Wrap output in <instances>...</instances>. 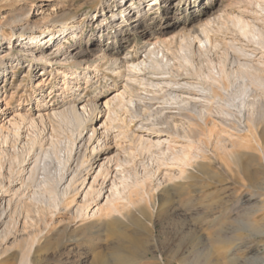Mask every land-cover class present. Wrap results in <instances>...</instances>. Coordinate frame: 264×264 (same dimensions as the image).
Returning a JSON list of instances; mask_svg holds the SVG:
<instances>
[{
  "label": "rangeland",
  "instance_id": "obj_1",
  "mask_svg": "<svg viewBox=\"0 0 264 264\" xmlns=\"http://www.w3.org/2000/svg\"><path fill=\"white\" fill-rule=\"evenodd\" d=\"M126 1L0 0V29L3 30L0 33V58L14 56L15 59L19 54L25 56L19 66L9 70L14 72H10L5 81L0 79V95L5 97L6 101L12 100V105L15 109H20L24 113L29 112L36 116L37 122H35L32 130L30 129L32 132L28 131V125H26L27 127L25 126L21 130L22 134L18 142L5 145L8 152L5 160V177H1L0 181H4L8 185V180L11 177L15 179V182L11 184L12 188H20L21 191L28 190L30 182H28L27 178L30 175V169L33 166L36 153L42 152L43 154L44 150L47 147L49 148L52 140L59 138L58 140L61 139L63 141L67 135L72 133V125L69 117L66 119L65 114L67 113H64V111L67 110L65 108H69L67 105L71 104L75 96L79 95L86 99H95L100 109L98 117L89 123L90 129L92 127L96 129V135L89 144H85V147L80 149L74 146V156L72 157L74 161L71 160L67 164V176L63 183L66 185L73 176V173L68 168H73L78 163V155H80L79 162H81L84 154H92L93 169L86 174L87 180L83 189H80L81 192L77 196L76 202L79 205L91 203L86 212L90 214V217L93 215V218H95L99 209L108 207L107 205H110L109 202L111 200H118L121 210L130 217L126 219L125 223H114L111 231L102 232L100 235H102L101 239L104 242L97 239V235L88 236L87 239L93 238L95 243L100 242V244L91 245L85 240L81 252H87V255L84 254V259L77 264H98L100 259H105L107 260L106 264H111L109 255L111 250L109 249L112 245L110 242L118 234L117 230L120 226L130 234L138 232L137 238L140 239V242L129 244V250L137 249L136 245H148L150 238L149 229L152 228V225L147 220L149 215L153 217L155 222L152 230L160 236L162 245L168 246L173 243L186 242L189 237L194 238V240H197L196 236L199 237V235L207 237L213 231L212 226L215 224V227L219 226L217 224L218 221L216 219L213 220L214 216H212V213L207 214L208 216L201 213L200 208L203 204L219 203L224 197L233 198L235 188L241 191V199L244 200L245 205L251 196L264 195V177L259 174L260 163L258 161L261 151L257 143V141L261 140L260 131L263 130L264 121L261 124L262 127L259 125L258 131H246V120L251 109L241 105L242 102L248 104L253 102L254 95L252 91L255 90L256 93L263 94L264 89L257 87L258 85L256 84H251L250 79L248 82L247 79L236 77L232 78L231 83L225 81L224 84L227 89H223L220 86L221 84L211 85L210 82L197 74L201 71L208 72L210 69L213 70V66L217 65L218 67L220 61L225 62L230 72L238 70L240 63H249L253 67L259 66V69L264 71V51L262 47L239 35L236 28L232 26L230 19L233 14L247 13L245 18L264 30V10L259 6L261 5L264 8V0H248V2L247 0L214 1V4H211L210 13L215 14L216 20L213 21L212 26L208 27V36L213 45L215 43L218 44L212 50L208 49L207 51L200 46L197 40L191 45L188 44L189 46L184 51L181 50L183 42H181L179 35L184 31L181 25L186 20V13L188 12L184 10L187 4H184L181 10L182 12L185 11L182 14L183 21L173 24L171 28L159 34V41L161 42L159 49L161 52L158 57L162 62L161 67L159 69L150 68L149 70H144L136 76H119L114 72L111 61H103L102 56L99 55L101 52L95 50L94 47L95 44L111 46L112 42L110 41L113 39H108V24L106 23L111 22L110 24L114 27L122 28L117 25L123 23L121 22L123 6L130 4L129 1L125 4ZM150 1L152 0H142L144 4L141 6V10L148 15L151 12V7H153ZM206 1L208 2L206 3ZM34 2H40L41 6L33 8L30 14L29 19L33 27L21 33L19 26H14L15 23L12 21L11 23L9 20L22 13V10L34 7L32 4ZM210 3V0H201L198 2L196 9H200L201 4L203 5L202 7L210 6ZM136 5H140V2L138 1ZM203 9L206 10V8ZM135 11L137 9L134 8L130 14L132 21L127 27H124L125 34L127 33L124 47L118 49L117 53L118 56L125 54L137 56L141 60L144 57L146 58L143 52L144 49H142L146 40L141 31L143 25L139 27L133 22L137 15ZM113 13L118 14L113 17ZM210 13L203 15L200 22L199 20H193L186 29L188 31L189 29L193 31L195 29L194 34L204 38L200 24L209 18ZM74 14L77 15V22L73 23V26L69 25L71 28L66 39V35L62 33L61 24L58 21H63L65 17H71ZM170 14L173 16L175 10H172ZM55 20H58L57 23ZM176 20L172 18L170 22L176 23ZM99 23L104 27L98 26ZM48 27H51V29L47 30ZM10 34H13V39L11 40L9 39ZM21 34L24 35L23 38ZM37 34L41 35V40L36 42L37 39L34 36ZM175 37L177 39L173 40V42L167 44L164 42ZM61 44H64L65 48L57 52ZM86 49H92L91 53L82 55L83 50ZM102 52L105 55H111L114 50H104ZM162 55L164 56L162 57ZM182 55L189 56L191 61L185 62ZM154 57H150L151 59L148 57V60L146 58L147 63L152 61L153 64ZM30 58H32L31 62ZM87 63H90L94 69V71L92 70L94 75L97 73L99 75L88 84H85V80L82 79L80 82L82 90L77 91V94L73 90L64 91L62 89L65 80L63 72H69L74 68L78 70V75L81 74L83 76L86 71H89L86 66ZM31 64L32 68L29 67ZM96 69H100V71L97 72ZM126 77L129 79V86H125ZM137 77L139 79L135 83L133 80L134 78L137 79ZM153 80L161 82V87L152 85ZM164 80H172L177 83H193L194 86L199 87H211L212 92L207 93V97H205L202 96L205 94L201 93V91L197 92L194 89L190 91L188 89V91L186 89L173 91L175 94L179 93L182 96H193L191 102L184 105L172 99L170 95L172 88H169L168 85L165 86ZM3 84H5V88H3ZM183 87L189 88L187 86ZM246 87L250 91L246 95H240V91ZM163 90L167 91L164 92ZM168 91L169 94L167 93ZM214 95H217V97ZM194 97L199 100L195 98L193 101ZM224 97L230 99L229 102L225 101ZM131 98L134 100L133 109L139 114L133 120L127 133H131V129H134L135 138L143 136L154 142L162 140L161 148L166 149L165 153L160 151L161 148L158 149L156 147L157 149H155L154 147L153 153L148 152L133 157L129 152L131 149L130 138H125V135L122 134L116 137L122 131L120 127L124 126L123 119L126 118L129 122L132 118L130 116L131 112H125L119 106L124 100L127 103ZM105 103H109V106H105ZM49 107L55 108L54 110L59 113L62 112V115H53L52 111H50L44 114L41 120L38 117L37 109L48 108L47 110H49ZM109 107L115 110L114 112L111 111L110 115H108ZM6 108L5 104L0 102V125H8L6 123H8L9 117L6 118L8 116L5 112ZM243 110L244 112H242ZM223 112H227V114L223 115ZM204 114L209 116L207 125L203 122ZM69 124L71 127H69ZM141 125L144 128L140 129ZM154 126L164 130V133L167 134L163 137L157 136ZM34 127L37 128L35 129ZM87 132L88 129L84 131L83 135L85 138L91 134V132L88 134ZM35 134L39 135L38 137L41 136L42 142L38 143L35 151L31 152L30 159L29 155H26L27 160L21 164V167H18V163L13 164L14 173L11 174L8 168L11 165L10 161L13 159V154L19 153V151L20 155L26 154L27 150L24 147L29 139L28 135ZM80 142L81 139H78V143ZM80 144H83V141ZM98 144L102 146L100 153L93 155L91 148ZM42 146L43 148H41ZM80 150H82L81 154L78 153ZM182 150L191 153V159L187 165L173 159V154L181 153L183 152ZM232 151H242L245 155L250 154L249 156L251 157L250 161L247 159L244 161L247 163L246 169L248 173L246 176L243 175L241 185L233 184L229 178V172L236 169V164L228 156V153ZM76 153L78 154L75 155ZM62 154L64 155L63 152ZM112 158H114L113 161L107 162ZM116 161L121 164L120 170H117L119 167L114 164L117 163ZM106 165L110 166L112 171L107 180L101 175L105 171L103 166L106 167ZM37 173L39 174L37 176L39 180L47 174L58 181L59 174H61L58 160L54 156L43 158L36 175ZM144 177L147 179V184L144 187L136 185L137 179H144ZM21 178H25V181L27 180L26 183L28 182L29 184L27 183V186L22 185ZM113 180H115V183H112ZM99 189L103 190L102 195L97 197L95 201H91ZM130 191L132 193H129ZM12 193L0 194V258L7 246L12 247L14 245L17 237L10 235L8 241H3L1 238V235L5 233V223L8 220L7 214L11 210L8 200L12 197ZM256 199L257 197H254L252 201L254 202ZM15 201L16 197L13 202ZM245 205H242V207ZM3 211H6V213L2 216ZM116 214L121 216L120 213ZM24 220V216H21L20 227L23 226ZM18 236L20 235L18 234ZM79 237H83V235H79ZM68 249L70 247L66 250ZM103 249L104 251H102ZM10 262L13 263L14 260L11 259Z\"/></svg>",
  "mask_w": 264,
  "mask_h": 264
},
{
  "label": "bare ground",
  "instance_id": "obj_2",
  "mask_svg": "<svg viewBox=\"0 0 264 264\" xmlns=\"http://www.w3.org/2000/svg\"><path fill=\"white\" fill-rule=\"evenodd\" d=\"M128 1L130 2V4L128 6H123L124 10H122L121 12V22L123 23L121 25H117L122 28L114 27L112 24H110L111 22L106 23L108 24V39H113L112 41H110L112 42L111 46L95 44L94 47L95 50L101 52L99 53V55L102 56L103 61H111V63L113 64L114 72L119 76H136L138 74H141L144 70H149L150 68L159 69L162 65V62L161 60H159L158 57L161 52L159 49V45L161 43L159 41V34L164 33L167 29L171 28L173 24L181 23V21H183L182 14H184L185 11H188L186 13V20L183 21L181 25L184 31L181 35H179L181 42H183L181 45V50L184 51L185 49H187V47L191 45L195 40H197L200 46L206 51L208 49L212 50L213 47H216V44H218L215 43V45H213V42L208 36V27L212 26L211 24H213V21L216 20L215 14L210 13V9L212 6L211 4H214V1L216 0H210V6L208 5L206 7H202L203 5L201 4L200 9H196V7H198V2H200L201 0H152L150 1V4L153 7H151V12L149 15L141 10V6L144 4L142 0H127L125 4H127ZM138 1L140 2V5L135 6ZM207 2L208 1H206V3ZM32 4L34 5V7H28L22 10V13L18 14L13 18H10L9 20L10 22L12 21L13 23H15L14 26H19L21 33L33 27V24L29 19L30 14L33 8L41 6L40 2H34ZM184 4H187V7L184 9L185 11L182 12L181 10L182 7H184ZM259 6L264 10L263 6ZM134 8L137 9V11H135L137 15L136 19L133 21L134 24L139 25V27H142L143 25L141 31L145 36L146 40L145 45L142 47V49H144L143 52L145 53L147 60L148 57L150 58L155 56L153 64L152 61H150V63H147L145 57L140 60L139 57L129 54L118 56L117 50L121 47H124V43L126 42L125 38L127 33L125 34L124 27H127L130 21H132V17H130V14L132 13V10H134ZM203 8H206V10ZM172 10H175V14L173 16H171L170 14L172 13ZM209 13V18L204 22L202 21V23L200 24L201 33L205 36L204 38L200 37L199 35H195V29L194 31L192 29H189V31L188 29H186V27H188V25L192 23L193 20H199L200 22L201 17ZM117 14L113 13L112 16L116 17ZM246 14H233V16H230V19L233 24L232 26L236 28V31L237 33H239V35L247 38V40L262 47L264 51V30L263 28H260L255 23H253L251 20L245 18ZM172 18L177 19L176 23L170 22ZM55 21L57 23L58 20ZM58 22H60L61 31L63 34L66 35L65 37L67 39V35L69 34V30L71 28L69 25L73 26V23L77 22V15L74 14L71 17H65L63 21ZM98 26H100L101 28L104 27L100 23ZM50 29L51 27L47 28V30ZM2 31L3 30L0 29V33H2ZM21 36L22 38L24 37L23 34H21ZM40 37V34L34 36V38L37 39L36 42L41 40ZM177 37L172 38V40L169 41L166 40L164 42L166 44L169 42H173V40H176ZM9 39H13V34L9 35ZM63 48H65V46L64 44H61L58 47L57 52L61 51ZM91 50L92 49L83 50L82 55L90 54ZM104 50H114V53H112L111 55H105L103 54L104 52H102ZM163 56L164 55H162V57ZM24 58L25 56L20 54L17 55L15 59L14 56L0 58V79L5 81L8 74L10 72H14L9 70L14 69L16 66H19L22 63V59ZM182 58L187 63L191 61L189 56L187 55H182ZM31 59L32 58L29 59L30 62ZM86 66L89 71H86L83 76H81V74L78 75V70L74 68H72L69 72L64 71L63 73L65 80L63 82V88H61L64 91L73 90L75 94H77L76 92L82 88V85L80 83L82 79L85 80V84H88L92 81V79L99 75V73L94 75V69L92 68L90 63H87ZM29 67L32 68V64L29 65ZM96 70L97 72L100 71V69ZM263 73L264 71L260 70L259 66L253 67L252 64L249 63H240V67L238 70L230 72L227 66L225 65V62L220 61L218 67L217 65L213 66V70L210 69L208 72L201 71L197 74L201 78H204L205 80L210 82L211 85L221 84L220 86H222L223 89H227L224 82L227 81L228 83H231L233 77L242 78L244 80L247 79L248 82L250 79L251 84H256L258 85L257 87L264 89ZM138 77L137 79L134 78V80H131L135 81L136 83V80L141 78ZM128 81L129 79H127L126 77L125 86H129ZM163 83L165 84V86L168 85L169 88H172V92L170 93L172 99L174 101L176 100L177 102H181L184 105L190 103L191 98L193 96L187 97L184 94V96H182L179 93L175 94L173 91H183V89H188L190 91L194 89L197 90V92L201 91V93L205 94L202 96L205 97H207V93L212 92L211 87L206 88L194 86L193 83H177L172 80H164ZM151 84L155 85L156 87H161L160 85H162L161 82H155L154 80ZM183 86H187L189 88H184ZM3 88H5V84H3ZM163 91L165 92L167 90ZM248 91H250L249 88H243L240 91V95H246ZM252 92V94L254 95L253 102L249 104L245 102L241 103L243 107L251 109V111L248 113V116L246 115V131L248 132H250L251 130H254L255 132L256 130L258 131L259 127L264 121V93H256L255 90ZM167 93L169 94V91ZM214 96L217 97V95ZM195 98L197 97H194V99L192 100L194 101ZM223 99L228 102L230 100L225 97ZM0 102L2 104H5V107H7V110L5 112L8 116H6V118L9 117L8 123H6L8 124L7 126L5 124L0 125V146H2L0 151L1 178L5 177V160L7 158L6 156L8 155V152L6 150L7 147L5 148V145L7 146L9 144L11 145V143H16V141L18 142V140H20L19 137L22 134L21 130L26 125H28V131H31L32 127L35 126L36 116H33V114L29 112L24 113L20 111V109H15L12 105V100L6 101V98L2 95H0ZM67 106H69V108H65L67 110H65L64 113H67L65 114V116L66 119H68L69 117V121L72 125L73 131L70 135L66 136L64 134L66 138L63 141L61 139L58 140L59 138H56V140H52L49 148L47 147V149L44 150L43 154L42 152L36 153V158L34 159L33 166L30 169V175L27 178L28 182H30V185L27 188L28 190L21 191L20 188H12L11 184L15 182V179L11 177L8 180L9 186L5 184L4 181H0V194H9L13 192L12 197L8 200V205L9 208L11 207V210L7 214L8 220L5 223L6 229L5 233L1 235V238L3 239V241H8L10 235H14L15 237L17 236L14 245L12 247H6L2 257L0 258V264H77L79 263V261H82L84 259L85 255H87V252H81V249L84 247L85 240L91 245L100 244V242L95 243L93 241V238L87 239L88 236L97 235V239L102 242V235H100L102 234V232L104 233L111 231L112 225L114 223H125L126 219L130 217L128 216V214L124 213L121 210V205L118 203V200H111L109 202L110 205H107L108 207H102L101 209H99L97 214L95 215V218H93V215L90 217V214L86 212L91 203H88L86 205H79L76 202V198L81 192L80 189H83V186L85 185V182L87 180L86 174L93 169L92 154H84L81 159V162H79L80 155H78V163L75 164L73 168H68V170H71V173H73V176L70 178V181L66 185H64L65 183H63V181L66 179L67 176L66 167L74 156V146L81 149L86 146V143L89 144L93 140L96 135V129L94 127L90 129L89 123L95 118H97L100 114V109L95 99H86L85 97L83 98L79 95L75 96L71 104ZM105 106L108 107L109 103H105ZM119 107H121V109H124L125 112H131L130 116H132V118L129 120V122L126 120V118L123 119L124 123H122L124 124V126H121L122 128L120 127L122 131L120 130L121 132L117 134L116 137H119L120 134H122L125 135V138H130L131 149L129 152L133 157H137L138 155H143L148 152L153 153L154 147L155 149H157L156 147H158V149L161 148V145L163 144L162 140L154 142L144 138L143 136L135 138L134 129H131V133H127L131 127V124L133 123V120L136 119L139 114L136 112V110L133 109L134 100L132 98L127 103L124 100ZM47 109L48 108L37 109L38 117L40 119H43L44 114H47L50 111H52L53 115H62V112L59 113L58 111L54 110L55 108L53 107H49V110ZM111 111L114 112L115 110L109 107L108 115H110ZM242 112H244V110ZM216 114L218 115V113ZM224 114H227V112H223V115ZM206 115L204 114L203 118V122H205V125L208 124L209 117ZM174 125L176 126V124ZM141 126L140 129L144 128L143 125ZM69 127H71L70 124ZM154 128L156 129L157 136L163 137L167 134L164 133V130L159 129L156 126H154ZM86 129H88L87 134L91 132V134H89L87 138H85L83 135ZM260 132L261 140L256 141L261 151L260 156L258 158V161L260 163L259 174L264 177V126L263 130H261ZM37 134L31 136L28 135L29 139L27 140V144L24 147V149L26 148L25 150H27L26 154L20 155V151L19 153L13 154V159H11L12 161H10L11 165L9 163L10 166L8 168V171L11 174L14 173L13 164L18 163V167H21V164L27 160L26 155L28 154L30 159L31 152L35 151L37 144L42 142L41 136L38 137L39 135L37 136ZM78 139H81V142L83 141V144H80L81 142L78 143ZM101 147L102 146H99V144L97 146L92 147L91 150L93 152V155H98L100 153ZM41 148H43V146ZM165 150L166 149L161 148L160 151H162V153H165ZM62 152L64 153V155L62 154ZM80 152H82V150H80L78 153L81 154ZM78 153H76L75 155H77ZM249 155L250 154L245 155V153L242 151H232L228 153V156L236 164L235 171L231 170V172H229V178L230 180H232L233 184L241 185V179L243 175L246 176V174L248 173L246 169L247 163L244 161L246 159L249 161L251 160V157ZM53 156L58 160L60 166L61 174H59L58 181L54 180L47 174L44 175L42 179L40 177L41 180H39V177H37L39 174L37 173L36 175V171H38L40 167L41 160L43 158ZM173 159L187 165L189 164V160L191 159V153L188 151H183L178 154H173ZM113 160L114 158L108 160L107 162H111ZM114 164L119 167L117 170L121 169V164L119 162ZM103 168H105V171H103L101 175L104 177L105 180H107L108 176L112 173V171L110 170L111 167L106 165V167L103 166ZM21 180L22 185H26L28 183H26L27 180L25 181V178H21ZM146 180L147 179H145V177L144 179H137L136 185L144 187L147 184ZM114 181L115 180H113L112 183H115ZM102 193L103 190L99 189L98 193L94 197H92V200H90L95 201V199L102 195ZM129 193L132 192L130 191ZM15 197L16 201L13 202ZM254 197H257V199L253 202L252 199ZM225 198L226 197H224V199L222 198L219 203H209L203 204L201 206V213H203V215H209V213H212V216H214L213 220L216 219L218 221L217 224H219V226L215 227L216 224L212 226L213 231L207 237H204L202 235H199V237L196 236L198 238L197 240L195 239L196 241L194 240V238L189 237L186 242L177 244L173 243L168 246H163L164 244L162 245V240L160 239V236L155 234L152 230L155 225V222L153 217L149 215V217H147V220L152 225V228L149 229V236L151 239L149 238L148 245H136L137 249L129 250V244L132 245V243L140 242V239L137 238L138 232H133L132 234H130L127 231H124L120 226V228L117 230L118 234L112 239V242H110L112 247H110V249L108 247V249L111 250V253L109 254L111 257V264H264V195L262 194L260 196H251L245 205L244 200L241 199V191L238 188H235L234 197L226 199ZM242 205L245 206L242 207ZM5 213L6 211H3L2 216ZM116 213H120L121 216H118ZM21 216H24L25 218L22 227L19 226ZM137 218L140 220L139 217ZM206 218L210 220L208 217ZM18 234L20 236H18ZM79 235H83V237H79ZM69 247L70 249L66 250ZM102 251H104V249ZM91 252L93 253V251ZM11 259L14 260L13 263L10 262ZM106 261L107 260L105 259H100L98 260V264H106Z\"/></svg>",
  "mask_w": 264,
  "mask_h": 264
}]
</instances>
